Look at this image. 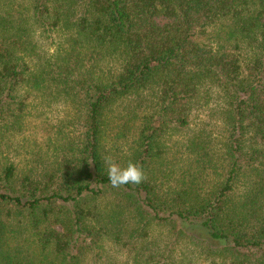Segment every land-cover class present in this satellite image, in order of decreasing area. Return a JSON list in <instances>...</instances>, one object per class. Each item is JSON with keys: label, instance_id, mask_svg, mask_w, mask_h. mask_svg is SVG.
Listing matches in <instances>:
<instances>
[{"label": "trees", "instance_id": "obj_1", "mask_svg": "<svg viewBox=\"0 0 264 264\" xmlns=\"http://www.w3.org/2000/svg\"><path fill=\"white\" fill-rule=\"evenodd\" d=\"M202 90L222 94L223 142L185 139L174 167L162 140ZM55 104L53 138L22 152ZM106 155L146 178L112 187ZM153 228V264L183 245L264 264V0H0V264H104Z\"/></svg>", "mask_w": 264, "mask_h": 264}, {"label": "rangeland", "instance_id": "obj_2", "mask_svg": "<svg viewBox=\"0 0 264 264\" xmlns=\"http://www.w3.org/2000/svg\"><path fill=\"white\" fill-rule=\"evenodd\" d=\"M34 36L33 41L36 42L40 47L46 50L48 48L51 53L54 48L52 45H55L57 40V35L51 34L49 37L41 34L40 30L37 27L33 28ZM212 32L210 34V38L207 37V40H203V42L211 44L214 42V38L212 36ZM54 40V41H53ZM53 41V42H52ZM52 42V43H51ZM207 92V93H206ZM141 103L142 109L152 101V94H142L141 95ZM38 99L35 101L37 102ZM135 98L131 100H127L121 107L127 106ZM137 102V101H136ZM133 107V103L129 105V108ZM65 108V107H64ZM63 106L61 105H53L51 109H48L47 119L43 120L42 124L35 123V125L31 126V128L18 137L14 138V142L19 143L22 147L19 149L22 152H28L30 150H35L36 141H41L46 137L53 138L54 129L51 127L52 125H57L58 118H60L59 111H63ZM225 106L223 104L222 94L217 92L216 90H202L199 93L198 98L192 103L191 111H190V125L186 130L180 132L170 133L167 137L162 140V147L166 150V160L169 162H173L174 167H177L181 164V155L178 153L180 144L187 138L196 135L198 133H203V137L209 141L212 150H220L221 144L223 142L224 136V126H223V116ZM18 150V148H17ZM15 162H21L24 157L18 156L17 153L13 154ZM161 230L158 228H153L151 232L150 238L142 242L138 245L136 252L135 251H126L123 249H119L117 247H109L107 251V255H105L104 264H153L157 259V246L163 245L165 239L164 235L160 236ZM169 239H171L169 237ZM180 243H178L179 245ZM155 246V248H154ZM175 249V255L172 257L176 258L179 264H228L226 261H219L217 257H208L205 258V255H201L197 252L196 249L192 247L186 248L183 246H177ZM149 254H155V260L151 262ZM181 254V255H180ZM179 258V259H177Z\"/></svg>", "mask_w": 264, "mask_h": 264}, {"label": "clouds", "instance_id": "obj_3", "mask_svg": "<svg viewBox=\"0 0 264 264\" xmlns=\"http://www.w3.org/2000/svg\"><path fill=\"white\" fill-rule=\"evenodd\" d=\"M103 159L106 165L108 181L114 188H120L128 184L138 185L146 178L141 166L131 160L126 166L122 167L111 155H106Z\"/></svg>", "mask_w": 264, "mask_h": 264}]
</instances>
